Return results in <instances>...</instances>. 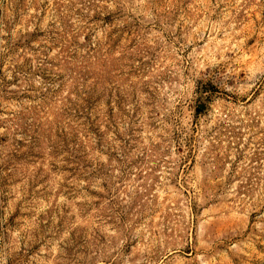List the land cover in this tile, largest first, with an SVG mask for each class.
I'll list each match as a JSON object with an SVG mask.
<instances>
[{
  "label": "rangeland",
  "instance_id": "1",
  "mask_svg": "<svg viewBox=\"0 0 264 264\" xmlns=\"http://www.w3.org/2000/svg\"><path fill=\"white\" fill-rule=\"evenodd\" d=\"M0 264H264V0H0Z\"/></svg>",
  "mask_w": 264,
  "mask_h": 264
}]
</instances>
